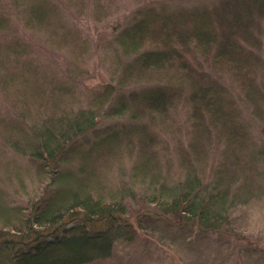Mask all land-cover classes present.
I'll return each instance as SVG.
<instances>
[{"label":"trees","instance_id":"16d2710c","mask_svg":"<svg viewBox=\"0 0 264 264\" xmlns=\"http://www.w3.org/2000/svg\"><path fill=\"white\" fill-rule=\"evenodd\" d=\"M63 8L99 25L121 5L0 0V264H102L138 214L239 244L231 208L264 192V0L149 2L93 43Z\"/></svg>","mask_w":264,"mask_h":264},{"label":"rangeland","instance_id":"374dc122","mask_svg":"<svg viewBox=\"0 0 264 264\" xmlns=\"http://www.w3.org/2000/svg\"><path fill=\"white\" fill-rule=\"evenodd\" d=\"M121 5L119 13L112 15L102 24H95L89 14L82 17L74 16L64 9L67 23L77 27L91 39H100L103 35L110 39L112 26L126 21L129 13L137 6L157 0H116ZM170 5L189 6L199 3V0H166ZM202 2V1H200ZM18 34L24 39L36 43L38 56L46 63L57 69L60 75L65 74V56L54 52L49 60V51L42 45V38L35 32L23 30L12 15ZM99 51L87 62L88 76L77 81L79 94L86 97L99 84L107 81L105 66L100 62ZM261 171V170H260ZM125 178L126 174H115ZM28 183V180L26 181ZM30 184L28 183V189ZM7 191L21 203L13 188L7 186ZM148 208H151L148 206ZM142 214H147L144 210ZM139 215V214H138ZM138 215H130L136 237L133 241H116L111 258L102 264H264V192L258 198H244L231 208V226L240 235L239 244L229 242L226 238H201L187 226L179 227L171 222L158 219L156 216L144 215L137 222ZM258 247H260V250Z\"/></svg>","mask_w":264,"mask_h":264}]
</instances>
